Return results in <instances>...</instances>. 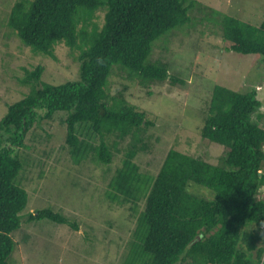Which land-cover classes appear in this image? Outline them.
I'll use <instances>...</instances> for the list:
<instances>
[{
  "label": "trees",
  "instance_id": "16d2710c",
  "mask_svg": "<svg viewBox=\"0 0 264 264\" xmlns=\"http://www.w3.org/2000/svg\"><path fill=\"white\" fill-rule=\"evenodd\" d=\"M198 5L196 0L14 4L3 27L15 31L20 49L56 61L57 47L66 46L79 73L55 85L42 80L45 67L37 65L22 67L24 75L17 78L29 92L9 105L0 120V264H8L16 246L12 234L24 220L48 219L80 230L50 208L22 215L28 192L17 183L26 164L19 150L29 148L25 139L35 125L59 113H66L65 144L75 164L94 159L111 173L116 154L124 152L105 196L112 203L132 205L134 211L144 203L134 232L141 245L127 246V261L264 264V127L258 123L264 115L254 119L263 107L255 88L239 92L211 86L201 137L226 149L219 164L176 148L168 151L154 176L143 174L135 162L151 149L146 134L155 123L129 101L127 92L167 81L187 87L186 80L170 74L169 63L154 58V46L162 37L193 27V10L203 12ZM203 13L220 30L226 51L264 60V21L256 25L213 9ZM118 76L126 83L114 91Z\"/></svg>",
  "mask_w": 264,
  "mask_h": 264
},
{
  "label": "rangeland",
  "instance_id": "374dc122",
  "mask_svg": "<svg viewBox=\"0 0 264 264\" xmlns=\"http://www.w3.org/2000/svg\"><path fill=\"white\" fill-rule=\"evenodd\" d=\"M17 1L0 0V120L9 105L29 92L17 79L24 75L22 67L44 66L42 80L55 85L74 80L79 73L78 63L66 46L57 47L56 61L35 56L28 48L20 49L15 31L3 27ZM196 1L203 12L213 9L256 25L264 21V0ZM203 12L193 10V27L162 37L154 46V58L169 63L170 74L186 80L187 87L167 81L148 88L133 86L127 92L129 101L155 123L146 134L151 149L135 159L143 174L156 175L171 148L219 164L226 149L201 137L212 85L239 92L255 88L263 107L254 119L264 115L263 58L226 51L220 30ZM12 32L16 36H11ZM121 79L113 78L114 91L126 83ZM65 117L66 113H59L30 130L25 139L29 148L19 150L26 164L17 183L28 192L22 215L50 208L76 222L80 230L48 219L24 220L12 234L16 246L8 264H144L131 258L127 261L129 245H141L134 232L144 203L134 211L129 209L132 205L112 203L105 196L109 178L122 165L124 152L116 154L111 173L104 172L108 166L94 159L75 164L65 144ZM258 123L264 127V119ZM261 193L263 197L264 188Z\"/></svg>",
  "mask_w": 264,
  "mask_h": 264
}]
</instances>
